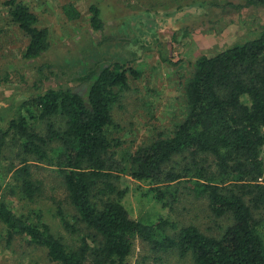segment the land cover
<instances>
[{
    "label": "trees",
    "instance_id": "1",
    "mask_svg": "<svg viewBox=\"0 0 264 264\" xmlns=\"http://www.w3.org/2000/svg\"><path fill=\"white\" fill-rule=\"evenodd\" d=\"M4 4L29 38L23 57L45 55L52 48L49 28L39 25L37 14L22 0ZM245 5L264 6V0L229 4ZM63 11L70 21L81 17L72 2ZM90 11L93 30L103 31L100 8L93 4ZM140 74L118 59L72 72L55 63L39 65L33 84L39 91L21 102L6 127L0 124V157L8 146H19L23 164L14 169L9 191L19 188L32 200L41 190L29 158L56 167L75 208V222L91 231L93 244L84 238L81 245L69 247L48 224L18 215L2 194L0 179V222L8 239L25 236L47 249L52 264H129L137 237L158 253L190 256L193 264H264V27L253 39L198 57L185 85V118L172 135L160 134L130 153L120 150L122 142L110 137L109 128L130 76ZM63 76L74 85L59 83ZM244 95L248 102L242 101ZM38 119L47 122L45 132L38 130ZM178 156L190 159L180 171ZM125 175L153 184L193 176L189 188L195 196L206 198L216 217H231L232 223L212 235L168 218L134 219L123 202L129 192L128 186L122 187ZM160 186L151 188L159 202L169 203V191L177 199V189ZM60 216L63 226L73 231L76 223L62 210Z\"/></svg>",
    "mask_w": 264,
    "mask_h": 264
},
{
    "label": "rangeland",
    "instance_id": "2",
    "mask_svg": "<svg viewBox=\"0 0 264 264\" xmlns=\"http://www.w3.org/2000/svg\"><path fill=\"white\" fill-rule=\"evenodd\" d=\"M0 0V124L5 127L15 117L19 105L37 93L33 86L38 79V67L55 63L63 71H83L96 62L110 63L115 59L138 69V78L130 76L129 88L113 108L114 124L111 138L122 142L120 150L134 153L151 143L160 134L172 135L186 116L185 85L195 69L196 59L213 56L225 48L257 37L264 27V6L230 7L247 0H22L39 18V25L48 27L52 48L42 57L27 60L23 52L28 36L15 24L9 8ZM72 2L81 12L77 20H68L63 6ZM97 5L104 21L103 31L91 25V5ZM104 37V39H103ZM63 85L73 84L66 77ZM55 86V85H54ZM57 86V85H56ZM84 90V87H79ZM248 102L247 95L242 96ZM26 111V109H25ZM24 111V112H25ZM34 112L38 115L35 108ZM36 121V122H35ZM38 130L45 132L47 122L35 120ZM19 146H8L0 157V179L5 198L13 210L35 222L48 224L69 247H77L83 239H92L83 224L76 223L75 208L68 191L54 166L29 158L34 177L41 181V190L30 200L14 188V169L22 166ZM209 162L212 163V157ZM180 171L190 159L178 156ZM193 176L176 182L153 184L125 175L122 187H129L124 204L134 219L149 216L175 221L180 227L196 225L203 232L219 235L232 223L231 217H216L208 200L196 197L189 188ZM167 184V185H164ZM169 191L166 205L155 198L153 186ZM175 185V186H174ZM1 198V195H0ZM76 223L73 231L62 224L60 211ZM129 264H193L190 256L158 253L137 237ZM0 264H52L46 248L31 244L28 238L16 235L9 240L7 228L0 222Z\"/></svg>",
    "mask_w": 264,
    "mask_h": 264
}]
</instances>
